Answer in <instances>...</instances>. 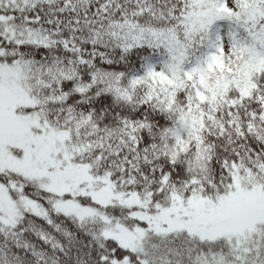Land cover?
Instances as JSON below:
<instances>
[{"label": "snow or ice", "instance_id": "6c2138e0", "mask_svg": "<svg viewBox=\"0 0 264 264\" xmlns=\"http://www.w3.org/2000/svg\"><path fill=\"white\" fill-rule=\"evenodd\" d=\"M0 264H264V0H0Z\"/></svg>", "mask_w": 264, "mask_h": 264}]
</instances>
